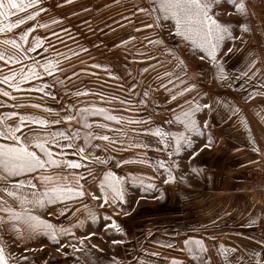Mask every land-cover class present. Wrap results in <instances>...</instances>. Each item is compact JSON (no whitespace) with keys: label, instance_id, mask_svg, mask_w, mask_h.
<instances>
[{"label":"rangeland","instance_id":"obj_1","mask_svg":"<svg viewBox=\"0 0 264 264\" xmlns=\"http://www.w3.org/2000/svg\"><path fill=\"white\" fill-rule=\"evenodd\" d=\"M62 2L63 0H44L42 6L47 9L46 12L41 13L36 20L28 21L26 24L19 26L10 33H0V41L5 38H15L20 42V34L28 27H31L33 24H47V28L37 27L34 32L29 34L28 44H25L24 47L27 48L35 37H40L42 38V48L28 55L40 65H43L46 60H59L61 66L65 69H69V65H72L73 68L71 70L79 71L81 68H86L87 73H96V75L81 74L79 79L73 77V83L66 82V84L70 91L74 89H89L91 92L97 93V95L81 96L79 98L66 97L62 95L64 89L59 86L53 89L55 92L61 93L57 101H53L51 98L40 100L39 97L42 95L40 93H13V95L18 97L17 100L12 101L8 100L6 97H0V102L6 101L8 104H19L21 107L17 109L0 108V113L15 110L20 113H31L54 119L55 116H50L42 109L33 108L31 104L42 103L47 107L59 109L61 103H63L69 107L72 105L76 107H88L90 105L103 107L106 108L110 114L123 117V120L119 124L112 121H105L103 117L99 115L89 116L88 121L95 122L96 118L102 123L109 124L111 128L123 129L127 133L126 137H120L123 142V148L116 146L115 151H113V146L107 145L109 149L108 153L103 151L106 142H95L101 145L100 149H94L97 155L102 158L111 155L115 159L110 160L107 165H97L94 170H111L117 175L125 178L123 187L127 203L116 207V212H119L120 208L123 207L124 210L129 213L128 215L139 218L135 227L131 226V228L134 227L137 234L140 235V238L133 242L136 252L139 251V253H135V251L131 249V244H129V248L126 249L128 242L124 240L121 233H118L120 234L118 235L115 234L116 231L114 229L105 228V216H111L113 217L112 219H115V217L120 215L114 214L112 206L100 208L99 213H101L103 217V219H101V229L103 233V240L101 243L104 249H106V252L102 255L103 257H94V264H163L165 263L164 261H166V264H172L173 261H176V264H190V259H187L185 253L183 255L184 259L178 258L181 253L174 245L176 243L174 232L177 227L180 231H184V233L189 232L186 235L191 234L189 230L198 227V225L190 224L192 216L194 218L192 213L195 212L196 214L197 210L186 207L179 209V215L183 217L180 216V219H178L181 221L179 225L175 224L173 186L176 179L179 181L191 179V176H187L188 169L197 170L196 167L198 165L196 164H198L200 161L199 159L202 158L203 155L215 154L216 157L214 160L216 162L209 160L211 164L219 163L220 161H218V159H227L230 163H234L235 159L243 158V154L248 152L249 157L255 158L258 156L257 160L249 167L248 171L249 194L254 203L257 204L255 201V192L253 190L252 176L257 168L264 165V95H256V91L264 93V88H260V83L264 81V0H245L247 15L235 14L234 10L227 4V0H224L222 8L216 9V11L220 12L219 19L221 22L230 23L235 30V35L243 36L242 41L229 40L225 42L226 47L223 50L224 52L227 51L228 46L233 47V52L225 58L224 67L226 73L230 77L235 78L239 76L241 71L247 70V66L252 60H256L257 63L252 68V71L259 69V72H257L255 77L251 80H249L248 77H240L239 80L230 79L224 83L214 81L215 69L212 67L211 62H201L199 60L198 51L186 48L183 49L182 52V57L187 65L186 70L188 74L186 77L183 76L178 67L174 68L171 64H166V67L170 71H175L186 83H195V89L191 93H185L184 97L178 98V101L169 103L164 102L168 95L166 92H163V90L154 92L150 97L154 103L146 110L140 111H137L135 108L132 111H125L124 109L127 105H121L119 100H127L130 98L127 89L134 83L139 85L136 92L140 93H142L149 84L155 88L154 80L156 71L150 69L146 74H141L140 71L148 67L152 62L143 60L141 56H137L135 54V49L140 48V42L147 45L145 37L154 38L158 29L143 28L141 32H136L134 30L135 28L142 27L141 21L144 23H151V18L143 13L138 14L140 17L139 20L137 17L130 16V10H132L133 4H144L145 0H73L71 4L64 5L63 7H54L55 4ZM227 12H233L234 14L226 15L225 13ZM73 13H75V15H73ZM18 15L23 14L21 13ZM125 16H129L131 23L123 19ZM12 19L14 20L15 17ZM53 20L59 22L53 24ZM241 23H246L250 30L241 34L239 29V24ZM121 25H123V27H121ZM62 29H67V32L62 31ZM53 33L57 35H53ZM129 35L137 37V40L131 42L127 48L124 46L113 47V45H119V41L122 38H127ZM164 36L167 37L166 32ZM81 47L87 48L88 51L81 52ZM181 48H183V45H181ZM4 49L10 52L15 51L10 46L0 44V50ZM147 50L155 55H159L158 49L155 46L147 45ZM72 52H77L79 55L72 56ZM58 53L63 54V56H58ZM218 55L223 56V52L218 53ZM65 56L70 57V59L65 60ZM133 58L135 62H129L132 61ZM160 59L164 60L165 58L160 56ZM92 63L109 66L110 70L115 76L119 77V79H111L103 69L91 68L90 65ZM31 64L32 60L25 58L22 61V65H11V67L13 70L18 71L21 66H24L25 70H27V66ZM0 68L3 69L0 74L4 72L6 74L8 73V67L4 66L2 61H0ZM71 70L68 71L69 75L71 74ZM157 71L162 70L157 69ZM128 72H131V76L127 75ZM251 75L252 72H249L248 76ZM55 77L57 79H63V76L58 72L55 73ZM46 79L51 83L52 78L46 77ZM39 83V81H32V84L38 85ZM177 84L179 87L184 86L179 84L178 81ZM229 84H231L230 88L228 87ZM0 88H6V85H0ZM9 91L11 90L9 89ZM250 96L252 97L251 99L249 98ZM185 100H187L188 103H185ZM69 101H71V103H69ZM215 101H220V104L216 105ZM204 103L213 104L215 109L211 115L213 119L209 120V128L203 129L202 136L186 132L184 125L175 119L177 116H180L181 120L183 119L181 107L187 111L189 104ZM156 104L160 105L159 109L155 107ZM225 105L230 107H225ZM234 108H236L235 115H233ZM244 110L247 111V123L245 124L247 137L245 136L244 129L241 128V126L244 125L243 118L241 117L239 119V114L243 115ZM156 112H159V115L153 116V126L162 127V129L168 133H184L187 139L192 141L191 146L187 145L184 140H181L180 149L176 152L175 141L169 136L166 137V139L170 141L171 147L164 149L163 145L158 143L157 137L137 136L136 132L132 131L133 129H140L141 127L147 126L129 124V120L140 118L147 119L149 114ZM206 116H208L207 110L196 114L198 123L202 124ZM166 120H171L172 123L170 125L164 123ZM261 121L263 122L262 130L260 129ZM8 123H13V121L10 120ZM73 126L79 127L75 122H73ZM53 127L59 130H66L67 128L66 125H55ZM254 130L258 133L260 130L262 132L261 143L256 144V146L253 143L255 136ZM93 131L108 134L110 136H119V133L109 132L107 129H102L101 131L99 128V130L96 131L94 127ZM250 132L253 133L249 134ZM246 138L252 141V143L250 142L252 145L240 146L242 142L249 143L245 140ZM141 142L148 143L150 146L147 148L129 146L130 144ZM77 143H80V141H77ZM209 144L210 146H208ZM254 147L259 149L257 152L258 155L255 154L253 150ZM124 148L127 150H123ZM66 151L70 153L71 150ZM191 155H194V157H191ZM67 158L74 159L76 157L69 155ZM121 158L130 161L145 159L150 161V163H128L116 168L115 160ZM162 158H165V164L172 168L173 175L175 176L176 173L178 175L177 177L175 176L174 181L167 184L163 182L164 179L167 178V174L164 176H157L159 174V165L157 162L164 161ZM147 167H150L151 173H156V176H152L151 178L142 176L146 173ZM89 179H92V177L87 178V181H89ZM149 184L155 187L147 189ZM165 186L168 190V201H170V203H168L166 213L163 210L164 215L160 212L159 206L162 205L163 202L162 188H165ZM87 211H89V209H87ZM120 214L123 213L121 212ZM145 216L147 220L145 218V220L141 221ZM162 216H164L163 218L166 222L162 219L160 220ZM124 220L126 219L124 218ZM110 222L111 221H107V223ZM122 225L127 227L130 233L128 221L122 222ZM202 227L205 228V226ZM95 228L97 227H93L92 225L88 226L86 233H92ZM3 232H5V230ZM113 241H122V243H113ZM2 242L4 247L7 245L9 248H12V252H14L15 248L21 243L12 240H3ZM70 243L74 244L71 240ZM90 244L91 242L86 241L88 247ZM167 245H172V247H168ZM125 249L128 252L129 261L128 258H124V260L123 258L118 259L111 257L109 254V252L113 250L119 252ZM160 252L163 253L161 260L159 257ZM151 253H156V255L153 256ZM171 255L174 256L171 258ZM11 257L13 258V264H17V262L23 264V261H20L21 256L15 255ZM113 258H115V260ZM49 259L52 261V264L64 263V258L62 257H52ZM99 259H102V261L99 262Z\"/></svg>","mask_w":264,"mask_h":264},{"label":"snow or ice","instance_id":"obj_2","mask_svg":"<svg viewBox=\"0 0 264 264\" xmlns=\"http://www.w3.org/2000/svg\"><path fill=\"white\" fill-rule=\"evenodd\" d=\"M43 2L44 0H0V33H10L28 21L36 20L41 13L47 11L42 6ZM72 2L73 0H63L62 3L55 4L54 7L60 8ZM223 4L224 0H145L144 4H133L130 16L137 17L139 20L138 14L143 13L150 17L152 21L151 23L141 21L142 27L134 30L141 32L143 28L158 29L154 38L145 37V40L147 45L155 46L158 49L159 55L149 52L147 45L143 42H140V48L135 49L137 56L152 62L148 67L140 71L141 74L148 73L150 69L156 71L155 88L149 84L140 93L136 92L139 85L137 83L132 84L127 89L130 98L119 100L121 105H127L124 109L125 111H132L134 108L137 111L146 110L154 103L150 98L152 94L160 90L168 94L164 102L169 103L178 101V98L184 97L185 93H191L195 89V83H186L180 75L166 67V64H171L174 68L178 67L183 76L186 77L188 74L187 65L182 57L183 49L186 48L198 51L201 62H211L212 67L215 69L214 81L224 83L230 79L239 80L240 77H248L251 80L257 75L259 69L252 71V68L257 63L256 60H252L247 66V70L241 71L239 76L235 78L230 77L226 73L224 67L225 58L233 52V47L228 46L227 51L224 52L225 42L229 40L242 41L243 36L235 35V30L231 24L221 22L219 19L220 12L216 11V9L222 8ZM227 4L230 5L235 14L247 15L245 0H227ZM21 13L23 15H18ZM234 13L227 12L225 14L232 15ZM13 17H15L14 20L12 19ZM123 19L131 23L129 16H125ZM58 22L57 20L52 21L53 24ZM37 27L47 28L48 25L33 24L28 27L20 34V42L15 38H5L0 41V44L10 46L15 50L14 52H10L7 49L0 50V61L3 62L4 66L8 67V73L0 75V85H6V88H0V97L15 101L18 97L13 95V93H40L42 94L39 97L40 100L51 98V100L57 101L61 95V93L53 90L57 86L64 89L62 95L66 97L79 98L81 96L97 95V93H93L89 89H74L70 91L66 84V82L73 83V77L79 79L81 74L96 75V73H87L86 68H81L79 71L71 70L73 68L72 65H69V69H65L61 66L59 60H46L43 65H40L28 55L42 48V38L40 37H35L27 48L24 47L25 44H28L29 34L34 32ZM239 29L241 34L250 30L246 23L239 24ZM62 31L67 32V29H62ZM165 32L167 37L164 36ZM53 35L57 34L53 33ZM136 40L137 37L129 35L127 38H122L119 41V45H113V47L124 46L127 48L131 42ZM181 45H183V48H181ZM80 51L87 52L88 49L81 47ZM221 52H223V56L218 55ZM57 55L63 56L60 53ZM71 55L78 56L79 53L72 52ZM160 56L165 59L161 60ZM25 58L32 60V64L27 66V70H25L24 66H21L18 71L13 70L11 65H22V61ZM64 59L69 60L70 57L65 56ZM129 62H135L134 58ZM90 67L103 69L111 79H119L107 65L92 63ZM157 69L162 71H157ZM69 70H71L70 75L68 74ZM2 71L3 69L0 68V72ZM57 72L63 76V79L55 77ZM249 72H252L251 76H248ZM127 75L131 76V72H128ZM46 77L52 78L51 83L48 82ZM32 81H39L40 83L36 85L32 84ZM177 81L184 86L179 87ZM228 87L230 88L231 84ZM260 88H264V81L260 83ZM256 95H264V93L256 91ZM249 98L251 99L252 97L250 96ZM185 103H188V101L185 100ZM215 104L219 105L220 101H215ZM19 107H21L19 104H8L6 101L0 102V108L17 109ZM31 107L42 109L50 116H55V118L49 119L31 113H20L15 110L0 113V141H3L0 142V193H2L0 195V213L6 214L0 215V232L8 229L14 232L18 238L25 236L31 238L43 233L47 234L54 243H59L61 236H74L68 229L57 227L56 224H53L50 220L43 219L40 215L34 214L33 211L14 210L7 205L5 197L18 201L21 206L27 204L31 205L33 209H50L47 213L49 216H64L66 212H69V202L75 203L86 196H91V199L97 201L100 208L112 206L114 214L118 215L122 212L124 215H128L129 213L123 207L120 208L119 212H116L117 205L127 203L123 187L125 183L124 177L117 175L114 171L101 169L103 178L100 183L89 186L94 190L90 192L85 187L87 178L94 176L93 170L97 165H107L110 160L115 159L111 155H107L104 158L97 155L94 149H100L101 145L95 142H106L103 151L108 153L107 145H112L113 151H115L116 146L123 148V142L120 137L127 136L123 129L111 128L107 123L89 122L88 117L99 115L105 121H112L116 124L121 123L123 117L110 114L106 108L91 105L88 107H76L75 105L69 107L61 103L59 109H54L42 103H33ZM155 107L159 109L160 105L156 104ZM225 107L230 106L225 105ZM205 110L211 117L215 110L214 105L210 103L189 104L187 111L181 107L183 119L181 120L180 116L175 117V119L184 125L186 132L202 136L203 129L209 127V121L204 119L202 124L198 123L196 114ZM154 115H159V112L149 114L147 119L129 120L128 123L147 126L133 129L132 131L136 132L137 136L157 137L158 143L163 145L164 149L171 147L170 141L166 139L169 136L175 141L176 152L180 149L181 140L191 146L192 141L187 139L184 133H168L162 127L153 126ZM233 115H235L234 111ZM10 120L13 123H8ZM73 122L79 127H74ZM164 123L170 125L172 121L166 120ZM55 125H66L67 128L66 130H59L53 127ZM94 127L119 133V136L97 133L93 131ZM77 141H80V143H77ZM129 146L147 148L150 145L141 142L130 144ZM66 150L71 151L69 153ZM123 150L126 151L127 149L124 148ZM253 150L259 151L255 147ZM69 155L76 158H67ZM128 163L145 164L150 163V161L145 159L130 161L121 158L115 160V167L119 168L121 165ZM157 163L160 168L165 169L167 172V178L163 182L167 184L174 181L175 176L172 173V168L167 166L164 161H158ZM80 169H83L84 172L77 171ZM67 170H72L71 179H69ZM192 171L195 172L196 169H192ZM153 187L155 186L149 184L147 189ZM97 191L99 195L96 194ZM83 207L87 210L86 205H83ZM89 216L95 221V215L89 213ZM104 220L106 221L105 228L114 229L117 233L122 232L120 224L112 219L111 216H105ZM107 221L111 222L107 223ZM78 223L82 224V221H78ZM93 234L89 233V236ZM77 239L79 246L69 243L67 247H71L74 254L83 253L85 259L82 260L80 255H76L75 264H94L91 250L97 248V246L91 245V248L86 251L87 238ZM2 241L3 237L0 236V264H13V258L5 254V247ZM113 243H122V241H113ZM184 245L191 258L197 264H201V261L203 264H209L210 258L205 259L208 249L203 241L189 239L184 241ZM167 246L172 247V245ZM62 247L64 245L61 244L57 251H60ZM97 250L102 251L100 249ZM25 251H30V249L26 248ZM235 251L236 249L234 248L225 250L223 245L219 246L220 255ZM151 255L155 256L156 253H151ZM250 258L255 260V264H264V256L260 252H253ZM113 259L115 260V258ZM28 260L29 257L27 256L20 257V261L25 262V264H27ZM241 260V257H237L236 264H240ZM172 264H176V261H173Z\"/></svg>","mask_w":264,"mask_h":264},{"label":"crops","instance_id":"obj_3","mask_svg":"<svg viewBox=\"0 0 264 264\" xmlns=\"http://www.w3.org/2000/svg\"><path fill=\"white\" fill-rule=\"evenodd\" d=\"M5 74L6 73L4 72L0 75ZM235 109L236 108H234V112ZM239 115V119L241 117L243 118L244 125L241 126V128L245 131V124L247 123V111L244 110V114ZM205 119H208L209 121L212 120L213 117H209L208 114ZM95 122L102 123L96 118ZM262 125L263 122L261 121V130ZM95 129L96 131L99 130V128ZM100 130L102 131V129ZM261 130L259 133L255 132L254 130L255 146L256 144L261 143ZM252 133L253 132H250L249 134ZM245 136L247 137L246 131ZM245 140L249 143L242 142L240 146L252 145L251 140H247V138ZM255 154L258 155L257 151H255ZM191 157H194V155H191ZM215 157V154L203 155L202 158L199 159L200 161L198 162V164H196L198 166L196 167L197 170L195 172H193L192 169H188L187 176H191V179H185L183 181H179L176 179V181L174 182L173 205L175 208V224L179 225L181 221H179L178 219H180V216L183 217L182 215H179V209H183L184 207H186L192 210H197L196 214L195 212L192 213V215H194V218L192 216V219H190V224L198 225V227H194L189 230L191 233L189 235H186L189 232L184 233V231H180L177 227L175 228L174 239L176 243L174 245L176 249L181 253L178 258L184 259L183 255L185 253V255H187V259H190V264H197V262L191 258L190 254H188L187 250L185 249L184 241L190 239L193 241H203L205 247L208 249L207 253L205 254V259L210 258L209 264H236L237 257L242 258L240 264H255V260L250 258L253 252H260L261 255L264 256V243H258L264 242V205L260 206L255 204L249 194L248 171L249 167L254 164L258 156L252 158L249 157L248 152H245L243 154V158L235 159L234 163H230L229 161H227V159H218V161H220L219 163L211 164L209 160H211L212 162H216L214 160ZM163 160L165 162V158ZM146 169V173H144L142 176L146 178L156 176V173H151L150 167H147ZM100 170L101 169L94 170V176L85 184V187L90 192L94 189L89 186L98 185L100 183V180L103 178L102 172ZM67 171L69 173V179H71L72 170ZM77 171L81 173L84 172L83 169ZM158 171L159 174L157 176H164L167 174L165 169H162L160 167ZM175 176H178L177 173L175 174ZM165 188H162L163 202L162 205L159 206L160 212H162V214H164L163 210L166 213L168 203H170V201H168V190L167 188ZM96 194L98 195L99 192L97 191ZM0 195H2V193H0ZM5 199L7 200V205L11 206L14 210L33 211L34 214L40 215L43 219L50 220L53 224H56L57 227L68 229L70 233L74 234V236H61L59 238V243H54L47 234L41 233L31 238H28L26 236L23 238H18L14 232L5 229V232H0V236L3 237V240L21 242L20 245L15 248V253L12 252V248H9L7 245H5V254L7 256H27L29 257L27 264H52V261L49 259L52 257L64 258L63 264H75L76 255H80L82 260L85 259L83 253L74 254L73 249L71 247H67V245L70 243V240L73 241L74 244L79 246L77 238H87L86 241L91 242L90 246H87L85 248L86 251L88 248H91V245L97 246V248L92 249L93 257L100 258V256L104 255V252H106V249H104V246H102L101 243L103 240L101 219H103V217L102 214L99 213L100 207L97 201H93L91 199V196H86L82 198V200L76 201L75 203L69 202V212H66L64 216H49L47 213L50 209H33L31 205L25 204L21 206L18 201H15L8 197H5ZM83 205H86L89 211L85 210V207H83ZM119 206L120 205H117L116 207ZM89 213H92L96 216L95 221L90 218ZM0 215L6 214L0 213ZM118 215L120 216L115 217L114 220H116L117 223L120 224L122 229L121 234L123 235L124 240L128 242V246H126V249H128L130 246L129 244H131V249H133L135 253H139V251L136 252V248L133 243L135 242L134 240H138L140 238V235L137 234L136 230L134 229L135 225L139 221V218H136V216L131 217L132 215H128L129 217L124 214ZM123 215L127 217H124ZM163 217L164 216H162L160 220L162 219L165 221ZM124 218L126 220H124ZM145 218L147 220V217L145 216L144 219H141V221L145 220ZM78 221H82V224L78 223ZM125 221H128V226H130V233L127 227L122 225V222ZM91 225L97 228H95L92 232L94 234L89 236L86 231L87 227ZM131 226L134 227L131 228ZM202 226H205V228H203ZM115 234L118 233L115 232ZM61 244L64 245V247H62L60 251H57V248L60 247ZM220 245H223L225 250L234 248L236 249V251L227 252L226 255H220ZM26 248L30 249V251L26 252ZM97 249H100L102 251H98ZM126 249L119 252L113 250L110 251L109 254L111 255V257H115L118 259L123 258L124 260V258H128L129 261V255ZM162 256L163 253L160 252V260ZM173 256L171 255L170 257L172 258ZM101 261L102 259H99V262ZM164 262L165 263L163 264H166V261ZM22 263L25 264V262ZM201 264H203L202 261Z\"/></svg>","mask_w":264,"mask_h":264},{"label":"built area","instance_id":"obj_4","mask_svg":"<svg viewBox=\"0 0 264 264\" xmlns=\"http://www.w3.org/2000/svg\"><path fill=\"white\" fill-rule=\"evenodd\" d=\"M252 181L256 196L255 201L259 205H264V165L253 172Z\"/></svg>","mask_w":264,"mask_h":264}]
</instances>
